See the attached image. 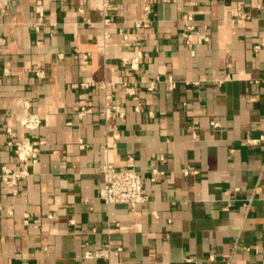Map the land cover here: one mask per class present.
I'll return each mask as SVG.
<instances>
[{
	"label": "crops",
	"instance_id": "obj_1",
	"mask_svg": "<svg viewBox=\"0 0 264 264\" xmlns=\"http://www.w3.org/2000/svg\"><path fill=\"white\" fill-rule=\"evenodd\" d=\"M6 1L0 171L22 166L8 127L44 143L16 188L0 177V264H108L84 258L107 245L111 264H264V0ZM108 93L123 118L101 115ZM106 157L147 203L104 202Z\"/></svg>",
	"mask_w": 264,
	"mask_h": 264
},
{
	"label": "built area",
	"instance_id": "obj_2",
	"mask_svg": "<svg viewBox=\"0 0 264 264\" xmlns=\"http://www.w3.org/2000/svg\"><path fill=\"white\" fill-rule=\"evenodd\" d=\"M7 4L6 0H0V13L4 11V5ZM109 0H102L100 8L104 9L108 6ZM149 10V6L147 7ZM36 11L39 15L40 20L45 17V10L42 5L36 6ZM109 19L104 17L103 23L109 24ZM147 22H137L136 27H147ZM125 46L129 47L134 53L132 59V67H136L139 60L142 57V50L137 40L136 33H125L121 32ZM111 35L108 31H104L98 39V46L101 50H106L110 43ZM84 62L88 63L90 54H84ZM108 87V84H105ZM154 86V82L151 83V87ZM132 93V92H130ZM91 110L82 108L81 114L85 115ZM101 115L104 117L106 122L113 117L123 118L126 114L125 110L121 105L114 104L112 95L107 94L105 97V105L101 110ZM20 125L29 131L36 130L41 124V118L39 114L31 112L25 109L23 115L20 118ZM7 133L13 137L10 144L15 147V154L18 160L22 163V166L18 169L11 168L9 166H3L0 171V177L9 186L16 188L20 180L30 175L31 165L37 163L40 158V152L42 149L43 141L35 140L30 136L18 138L16 126H10L7 128ZM256 140H251L254 142ZM155 172L157 169L154 170ZM187 172V170H185ZM103 186L100 189V195L104 202L108 205L112 204H126L129 208L135 209L137 206L147 203L150 200L149 194L146 191L144 178L142 174L133 169L128 170H117L114 162L107 158L105 159L102 170ZM121 250V248H119ZM112 249L110 245L100 250H86L84 252L85 259H94L98 257L105 258L108 260V264H111L110 253ZM214 259V256H211Z\"/></svg>",
	"mask_w": 264,
	"mask_h": 264
}]
</instances>
